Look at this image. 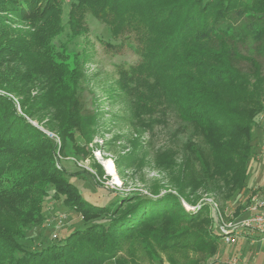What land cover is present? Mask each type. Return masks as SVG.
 Returning <instances> with one entry per match:
<instances>
[{"label": "trees", "instance_id": "trees-1", "mask_svg": "<svg viewBox=\"0 0 264 264\" xmlns=\"http://www.w3.org/2000/svg\"><path fill=\"white\" fill-rule=\"evenodd\" d=\"M64 1L0 0V90L18 97L21 111L0 97V264H137L125 260L128 246L159 264L175 253L218 263L223 243L208 206L187 212L180 200L256 192L246 181L264 112V0H69L67 9ZM86 15L118 42L106 48L135 47L139 61L117 71L111 93L131 126L151 131L176 119L189 134L178 164L173 150L155 157L171 191L90 203L58 167L55 140L28 121L46 120L60 154L76 134L90 136L96 115L81 95L87 57L75 54L70 66L66 44L54 43L65 28L71 38L87 35ZM57 203L80 225L27 246Z\"/></svg>", "mask_w": 264, "mask_h": 264}, {"label": "rangeland", "instance_id": "rangeland-1", "mask_svg": "<svg viewBox=\"0 0 264 264\" xmlns=\"http://www.w3.org/2000/svg\"><path fill=\"white\" fill-rule=\"evenodd\" d=\"M68 4L69 0H65V9L68 8ZM85 22L88 28L87 35L71 38L65 28L54 43L66 44L70 66L75 54L85 53L87 57L83 67L81 95L86 108L96 115L90 136L82 140L79 134H76L74 142L69 143L64 153L60 154V140L56 133L50 132L45 127L46 120L28 121L47 137L55 140L58 167L64 170L66 177L78 188L82 198L90 203L105 205L129 194L149 196L152 191L160 194L171 191L165 173L155 166V157L164 151L173 150L176 153L174 159L178 164L183 155L181 147L187 141L189 134L180 130L176 119H169L165 126L153 127L151 131H143L131 126L125 103L114 95L112 98L111 93L114 92L117 71L135 65L139 61L134 51L135 47L133 48V44L131 46L125 44L120 49L106 48L104 43L117 45L118 42H114L107 28L90 15H86ZM35 92L33 91L32 95ZM0 97L10 99L16 111L21 113L18 97L2 90ZM260 118L259 126L253 130V156L248 163L246 181V189H255L258 192L261 188L255 186L264 185V112ZM108 162L112 164L113 173L108 172L106 168ZM245 193L242 191L233 195L225 202L215 198L213 193L200 194L194 204L183 199L180 202L187 212L194 211L203 204L207 205L213 225L216 227L220 221L230 223L245 217V206L248 201L245 200ZM50 205L54 209L50 211L47 221L41 226L32 227L28 232L27 246L34 248L49 243L80 225L81 220L78 215L73 212L62 214L59 212L61 207L58 203ZM236 245L237 239L229 246L220 245L221 251L216 264H229L232 258L239 256L235 251ZM126 249L128 253L126 251L125 260L136 261L137 264H159L149 261L138 246H128ZM253 254L252 249L242 252L247 258L252 257ZM170 258L171 260L168 255L161 254L160 264H171L170 261L173 264H194L195 261H199L197 264L210 263V260L206 261L204 257L192 253L170 254Z\"/></svg>", "mask_w": 264, "mask_h": 264}, {"label": "built area", "instance_id": "built-area-1", "mask_svg": "<svg viewBox=\"0 0 264 264\" xmlns=\"http://www.w3.org/2000/svg\"><path fill=\"white\" fill-rule=\"evenodd\" d=\"M247 200L245 217L242 220L230 223L218 222L217 230L224 245L229 246L238 238H253L254 234L264 239V192L256 191ZM229 264H243L241 256L232 258Z\"/></svg>", "mask_w": 264, "mask_h": 264}, {"label": "crops", "instance_id": "crops-1", "mask_svg": "<svg viewBox=\"0 0 264 264\" xmlns=\"http://www.w3.org/2000/svg\"><path fill=\"white\" fill-rule=\"evenodd\" d=\"M256 187L261 188L260 192H264L262 191L264 185L255 186V188ZM250 249L254 252L252 257L247 258V256L245 257L242 255V252L245 253L248 250L250 251ZM235 251L238 252V255L243 256V262H246V264H264V239L258 237L257 234H254V237L249 239L244 237L238 238Z\"/></svg>", "mask_w": 264, "mask_h": 264}, {"label": "bare ground", "instance_id": "bare-ground-1", "mask_svg": "<svg viewBox=\"0 0 264 264\" xmlns=\"http://www.w3.org/2000/svg\"><path fill=\"white\" fill-rule=\"evenodd\" d=\"M106 168H107L108 172L113 173V167H112L111 162L107 163Z\"/></svg>", "mask_w": 264, "mask_h": 264}]
</instances>
